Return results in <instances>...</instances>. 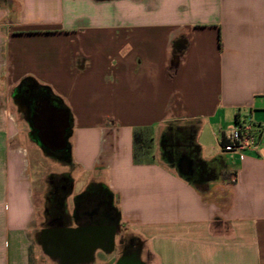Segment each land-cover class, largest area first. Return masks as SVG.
Returning <instances> with one entry per match:
<instances>
[{"label":"crops","instance_id":"obj_1","mask_svg":"<svg viewBox=\"0 0 264 264\" xmlns=\"http://www.w3.org/2000/svg\"><path fill=\"white\" fill-rule=\"evenodd\" d=\"M25 80L70 114L74 169L58 175L73 184L68 211L88 184L102 186L120 225L147 246L143 264L157 261L159 243L162 264H264V0H0V189L9 200L13 181L16 198L0 203V264H32L31 229L44 251L45 202L36 223L30 190V204L18 201L23 155L8 149L19 125L11 102L20 114L12 92ZM92 84L97 94L75 104L77 87ZM242 117L262 129L259 145L224 153L230 122ZM205 127L221 149L210 155ZM136 130L158 139L159 157L146 149L135 162ZM170 133L188 149L180 160L161 153Z\"/></svg>","mask_w":264,"mask_h":264},{"label":"flooded vegetation","instance_id":"obj_2","mask_svg":"<svg viewBox=\"0 0 264 264\" xmlns=\"http://www.w3.org/2000/svg\"><path fill=\"white\" fill-rule=\"evenodd\" d=\"M12 96L16 97L13 101L18 104L20 115L28 126L43 105L64 108L49 90L30 80L23 81ZM181 140L180 133L165 135L161 153L180 160V153L172 152L171 148ZM43 152L48 154L47 151ZM67 154L62 151L52 156L64 158ZM72 188V181L67 175L55 176L50 180L44 227L37 235L44 251L61 261L73 263L141 264L138 259L141 244L120 232L119 213L108 192L102 186L88 184L82 193L73 198L68 211L67 200Z\"/></svg>","mask_w":264,"mask_h":264},{"label":"rangeland","instance_id":"obj_3","mask_svg":"<svg viewBox=\"0 0 264 264\" xmlns=\"http://www.w3.org/2000/svg\"><path fill=\"white\" fill-rule=\"evenodd\" d=\"M100 90L102 91L103 85H99ZM84 88V87H81ZM98 91V85L97 84H92L90 85L89 89L85 88L84 90H80L79 87H77L76 91L73 92V97L75 104H78L80 106V103L85 104V96L91 97L94 94H97ZM104 91V90H103ZM81 108V107H80ZM107 110H109V113L114 112V107H113V101L112 100H107ZM10 112H13L16 115V120L17 123L19 124L17 126V130L14 132L9 133L8 137V149L11 151H18L20 152L21 155L18 161V169L23 171V177L20 178V182L22 184L19 185L18 189V201L20 203H26L30 204L29 198H28V192L30 190V197L32 202L35 204V218H36V223H38L40 220H43L44 216V202L46 201V196L48 194V190L50 187V180L52 177L58 176L63 173H68L72 172L74 169V166H72V163L70 162V154H67L66 157L64 158H57L55 156H49L46 155L40 148L39 146L35 143V141L32 139V130L30 127L25 123L26 121L22 118V116L17 112L16 107L13 105V103H10ZM97 119L100 117H96ZM109 117H103L102 121H108L107 123H114L113 119L107 120ZM244 118V117H242ZM95 120V119H94ZM234 123V124H233ZM230 124L233 126L235 125V122L232 121ZM215 130H210L209 128L203 129V132L201 134V142H205L206 144L210 145L211 148L205 149L204 152L205 154L208 152V154H212L214 150V145H217V148L219 150L220 146L217 142V137L215 135ZM93 133L91 134V139H90V146L93 147L96 144V140L93 137ZM154 135V133H152ZM93 137V138H92ZM128 145L130 146L131 144V139L127 141ZM124 145H126V141L123 142ZM183 143L181 141H178L176 145H174L171 150L172 152L175 153H180V154H185L188 149H186L184 146H182ZM71 145V143H70ZM159 142L158 139H155V141L152 142V148L156 155L159 157L160 156V150L158 149ZM208 150V151H206ZM10 173H12V169L10 170ZM85 175V179H86ZM84 183L79 182L74 185V190L73 192L75 194L79 193L83 189ZM10 191L9 193L11 194L9 196V200L4 198V195L1 192L0 189V203H3L4 201L6 203H12L14 200L12 197V193L14 191V183L13 181L10 184ZM24 195V196H23ZM70 202L73 203V199L70 198ZM114 206V204H113ZM115 208V206H114ZM130 228L127 227L126 225H120V232L123 234V236H130L132 237L137 243L141 244V249L138 255V259L141 264H143L145 260V255H146V249L147 246L143 243L141 240L140 236H135L134 233H131ZM29 238H30V254L32 258V264H54L52 261H50L48 255L44 253V251L41 249L40 246L35 244L34 242V229H31L29 232ZM157 254H156V259L157 261L151 259L152 255L150 254V259L149 262L152 260V264L154 261L157 262V264H162V254H161V243H159L157 246ZM143 257V259H142Z\"/></svg>","mask_w":264,"mask_h":264},{"label":"water","instance_id":"obj_4","mask_svg":"<svg viewBox=\"0 0 264 264\" xmlns=\"http://www.w3.org/2000/svg\"><path fill=\"white\" fill-rule=\"evenodd\" d=\"M29 127L32 130V139L43 151H47V155L52 156L62 151L68 153V138L71 129V118L68 110L43 105L32 122L29 123ZM188 167V161L183 159L179 168L180 173L186 175L189 170Z\"/></svg>","mask_w":264,"mask_h":264},{"label":"built area","instance_id":"obj_5","mask_svg":"<svg viewBox=\"0 0 264 264\" xmlns=\"http://www.w3.org/2000/svg\"><path fill=\"white\" fill-rule=\"evenodd\" d=\"M262 129L255 128L249 118L236 119L225 134L223 140L225 145L222 147L224 153H240L246 150H256L259 145V138Z\"/></svg>","mask_w":264,"mask_h":264},{"label":"trees","instance_id":"obj_6","mask_svg":"<svg viewBox=\"0 0 264 264\" xmlns=\"http://www.w3.org/2000/svg\"><path fill=\"white\" fill-rule=\"evenodd\" d=\"M151 138L146 141V134L144 131H135L133 133V159L139 162V156L146 155V149H151Z\"/></svg>","mask_w":264,"mask_h":264}]
</instances>
